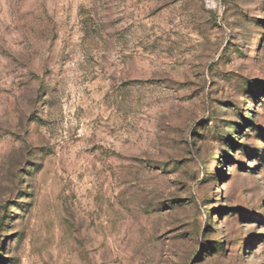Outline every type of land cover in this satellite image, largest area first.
<instances>
[{
    "label": "rangeland",
    "instance_id": "374dc122",
    "mask_svg": "<svg viewBox=\"0 0 264 264\" xmlns=\"http://www.w3.org/2000/svg\"><path fill=\"white\" fill-rule=\"evenodd\" d=\"M0 264H264V0H0Z\"/></svg>",
    "mask_w": 264,
    "mask_h": 264
}]
</instances>
